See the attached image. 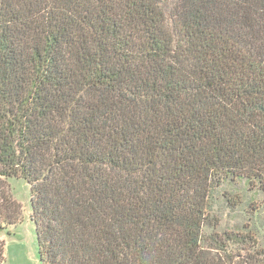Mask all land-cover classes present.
Here are the masks:
<instances>
[{
	"label": "trees",
	"instance_id": "1",
	"mask_svg": "<svg viewBox=\"0 0 264 264\" xmlns=\"http://www.w3.org/2000/svg\"><path fill=\"white\" fill-rule=\"evenodd\" d=\"M11 178L41 264H264V0H0V264Z\"/></svg>",
	"mask_w": 264,
	"mask_h": 264
},
{
	"label": "rangeland",
	"instance_id": "2",
	"mask_svg": "<svg viewBox=\"0 0 264 264\" xmlns=\"http://www.w3.org/2000/svg\"><path fill=\"white\" fill-rule=\"evenodd\" d=\"M8 183L11 186L14 199L22 205V217L17 225L10 228V234L5 232L1 235V239L6 242V264H41L36 228L31 220L30 185L27 181L16 178L8 179ZM262 199V206H264V196ZM227 215L224 219V223L234 224L237 219ZM260 217L264 221V208L260 212ZM260 229L262 234H264V227H260Z\"/></svg>",
	"mask_w": 264,
	"mask_h": 264
}]
</instances>
